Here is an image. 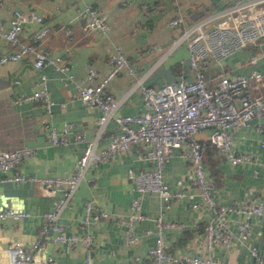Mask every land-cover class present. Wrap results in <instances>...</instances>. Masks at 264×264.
<instances>
[{"label": "crops", "instance_id": "1", "mask_svg": "<svg viewBox=\"0 0 264 264\" xmlns=\"http://www.w3.org/2000/svg\"><path fill=\"white\" fill-rule=\"evenodd\" d=\"M232 0H1L0 20L4 25L13 8L34 10L42 14L49 32L40 43L52 61L40 69L32 64V55L25 54L16 60L0 62V149H10L22 144L33 147V153L19 163V172L37 174H67L81 153L84 142L72 138L74 130L83 131L87 139L95 133L96 118L100 109L77 98L79 84L85 81L88 66L98 75L110 67L109 55L122 52L128 59L132 72L119 71L107 83V88L118 98L119 113H137L144 110L141 83L158 85L171 80L181 67H187L188 48L182 43L163 54L180 26H169L167 20L177 13L191 23L206 11L222 7ZM93 6L108 26L104 29L87 25V6ZM38 23L24 24L20 37L28 40L30 32ZM0 36V53L14 50ZM254 56V60L250 57ZM56 64H67L71 77L63 79L64 73ZM252 68L262 72V81L255 92H264V39L249 43L226 55L220 63L207 71L221 70L225 74H246ZM40 73L46 76V85L53 99L51 114L37 100L24 98L40 84ZM48 120L58 131L65 121L71 123L66 131V143L52 144L43 122ZM115 123L109 122L98 140L104 145L109 134L116 131ZM205 136L206 131L198 133ZM262 133L241 126L233 133L234 151H252L248 161L230 163L226 157L207 143L204 155L205 168L214 181L215 198L224 203H240L252 196L264 201V147L260 145ZM146 146L131 145L117 154L113 160L91 165L73 193L71 206L62 210L59 220L65 231L78 234L89 231L92 235V264H122L138 255L140 264H151L147 249L154 243V234H144V227H155L154 218L162 214L165 219L181 221L183 227L167 229V250L172 253L210 255L213 264H255L250 247L255 245L264 257V209L260 214L246 216L230 213L227 221L236 233V222L248 219L250 234L235 235L228 246L205 241V227L209 221V209L200 204L193 208L191 201L201 203L198 188L191 182V166L187 159L175 150L163 167L164 179L172 189H183L186 194L164 207L159 195L146 192L141 199V209L146 219L135 221L134 230L139 233L135 244L123 239L124 224L116 221L117 215H126L134 192L127 168L151 166V158L144 157ZM93 177V179H89ZM91 197L101 208L109 211L106 220L84 225L85 203ZM53 198L42 195L37 183L31 181H0V206L27 209L31 214L20 220L0 221V264H8L6 247L15 239L29 243L36 236L43 222L42 213L52 206ZM87 246L83 243H46L56 264H85ZM44 250L34 251L32 264H39ZM165 264H179L168 261Z\"/></svg>", "mask_w": 264, "mask_h": 264}, {"label": "built area", "instance_id": "2", "mask_svg": "<svg viewBox=\"0 0 264 264\" xmlns=\"http://www.w3.org/2000/svg\"><path fill=\"white\" fill-rule=\"evenodd\" d=\"M86 13L88 26L99 29L108 26L93 6L88 5ZM27 22L39 25L30 32L28 40H23L20 33ZM167 23L169 26H182V29L163 54H168L184 43L188 48L187 67L183 68L184 60H181V67L175 77L158 85L137 81L140 82L145 107L143 111L117 112L120 98L107 88L109 80L119 71L127 69L132 72V67L122 52L116 51L109 55L110 67L102 75H98L93 66H88L85 81L79 84L76 95L82 102L98 107L100 113L91 138L87 139L83 131H73L72 138L83 141L84 147L69 173L19 172V163L33 153V147L22 144L10 149H0V181H31L37 183L42 195L53 198L51 208L42 213L43 222L38 226L35 238L29 243L15 239L6 247L8 264H32L36 250H44L39 264H56L54 255L45 250L48 241L67 245L83 243L87 246L85 264H92L91 233L88 230L81 234L67 232L59 217L62 210L71 206L73 193L85 177L88 167L113 160L131 145L146 146L143 155L151 158L153 164L138 169L127 168V176L131 180L130 189L134 194L128 213L116 217V221L125 226L123 239L126 244L138 242L139 233L134 230L133 223L148 217L141 209V199L146 192L157 193L164 207L186 194L183 189L172 190L164 179V164L176 149L190 163L191 182L198 188L202 201H191V207L197 208L202 204L209 209L210 218L205 227L206 245L210 247L217 243L228 246L236 234H250L251 223L248 219L236 222L235 233L228 224L227 216L230 213L246 216L260 214L264 209V201L257 196L240 203L218 201L214 195V181L205 168L204 150L206 143L211 142L230 163L250 160L254 156L252 151H234L232 147L233 133L241 126H249L262 133L260 145L264 147V92H255L262 81V72L257 68L250 69L246 74L235 75L225 74L221 70H214L210 74L207 71L235 49L264 39V0H232L222 7L197 16L189 24H185L183 15L177 13ZM48 32L49 26L42 14L31 9L13 8L7 25L0 20V36L15 44L16 48L0 53V62L31 54L33 66L40 69L46 62L52 61L48 50L40 44ZM250 60H254V56ZM56 67L63 71L64 80L71 77L67 64H56ZM23 97L39 101L46 113L51 114L53 99L44 73H40L39 86ZM109 122L115 123L117 130L109 134L104 145L98 147V140ZM43 127L52 144L68 141L65 133L71 129L70 122H64L62 131H58L48 120L43 122ZM202 131H206L204 137L198 135ZM30 214L27 209L0 206V221L9 218L20 220ZM108 217L109 211L97 205L91 197L85 203V215L81 221L84 225H89ZM154 220V228L142 229L144 234H154V243L147 249L152 259L151 264H165L168 261L179 264L215 262L210 255L169 252L165 231L183 227V223L165 219L161 213ZM250 252L256 259L255 264H264V257L255 245L250 247ZM122 264H140V258L136 255Z\"/></svg>", "mask_w": 264, "mask_h": 264}, {"label": "trees", "instance_id": "3", "mask_svg": "<svg viewBox=\"0 0 264 264\" xmlns=\"http://www.w3.org/2000/svg\"><path fill=\"white\" fill-rule=\"evenodd\" d=\"M180 28L182 29V26H180ZM210 146L212 145V147H215L213 143L211 142H207ZM207 143H206V146H205V150H204V155H205V152H206V147H207ZM208 172V171H207Z\"/></svg>", "mask_w": 264, "mask_h": 264}]
</instances>
